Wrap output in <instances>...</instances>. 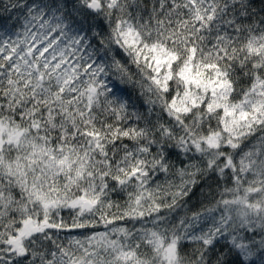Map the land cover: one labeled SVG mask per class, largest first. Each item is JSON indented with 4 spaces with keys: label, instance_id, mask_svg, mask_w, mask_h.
Listing matches in <instances>:
<instances>
[{
    "label": "snow or ice",
    "instance_id": "6c2138e0",
    "mask_svg": "<svg viewBox=\"0 0 264 264\" xmlns=\"http://www.w3.org/2000/svg\"><path fill=\"white\" fill-rule=\"evenodd\" d=\"M0 264H264V0H0Z\"/></svg>",
    "mask_w": 264,
    "mask_h": 264
},
{
    "label": "trees",
    "instance_id": "16d2710c",
    "mask_svg": "<svg viewBox=\"0 0 264 264\" xmlns=\"http://www.w3.org/2000/svg\"><path fill=\"white\" fill-rule=\"evenodd\" d=\"M256 6L259 7V0H256ZM132 90L130 88H126L125 90V95H127L129 92H131ZM132 98L135 99V93H132ZM193 203H195V201H193Z\"/></svg>",
    "mask_w": 264,
    "mask_h": 264
}]
</instances>
